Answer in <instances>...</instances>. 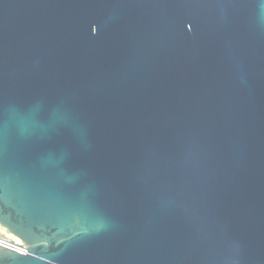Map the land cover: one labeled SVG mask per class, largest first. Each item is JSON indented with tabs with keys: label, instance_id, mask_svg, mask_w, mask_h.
Returning a JSON list of instances; mask_svg holds the SVG:
<instances>
[{
	"label": "water",
	"instance_id": "water-1",
	"mask_svg": "<svg viewBox=\"0 0 264 264\" xmlns=\"http://www.w3.org/2000/svg\"><path fill=\"white\" fill-rule=\"evenodd\" d=\"M0 264H264V0H0Z\"/></svg>",
	"mask_w": 264,
	"mask_h": 264
},
{
	"label": "built area",
	"instance_id": "built-area-1",
	"mask_svg": "<svg viewBox=\"0 0 264 264\" xmlns=\"http://www.w3.org/2000/svg\"><path fill=\"white\" fill-rule=\"evenodd\" d=\"M0 245L1 246H4L6 248H9V249L15 250V251H17L19 253L26 254V252L23 249L15 246V245H12V244H10L8 242H5V241L0 240Z\"/></svg>",
	"mask_w": 264,
	"mask_h": 264
}]
</instances>
